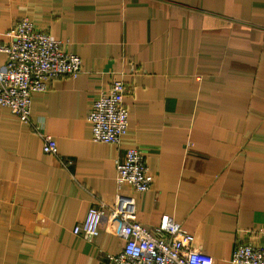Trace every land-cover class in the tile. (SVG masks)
Instances as JSON below:
<instances>
[{"label":"crops","instance_id":"1","mask_svg":"<svg viewBox=\"0 0 264 264\" xmlns=\"http://www.w3.org/2000/svg\"><path fill=\"white\" fill-rule=\"evenodd\" d=\"M24 17L81 67L31 95L67 168L0 106V264H108L121 253L108 210L132 195L116 184L127 148L154 176L134 196L143 227L172 218L213 264H231L240 241L264 247V0H0V43ZM114 80L128 113L119 145L92 141L87 121ZM96 199L107 209L89 241L73 228Z\"/></svg>","mask_w":264,"mask_h":264},{"label":"built area","instance_id":"2","mask_svg":"<svg viewBox=\"0 0 264 264\" xmlns=\"http://www.w3.org/2000/svg\"><path fill=\"white\" fill-rule=\"evenodd\" d=\"M0 43V106L8 108L20 122L27 124L38 136L45 154L53 155L63 168L71 161L60 158L56 141L45 133L42 122L31 116V95L46 91L48 84L60 76L76 77L81 59L66 50L64 42L44 33L26 17L5 34ZM125 85L111 82L108 92H100L87 113L94 142L119 145L127 129V109L124 105ZM116 184L129 187L131 196H117L110 208L109 220L118 221V235L124 239L123 251L107 255L108 264H213L194 244V237L163 216L158 226L147 229L136 221L134 196L150 189L154 176L138 148H127L123 160H116ZM105 203L96 199L84 221L73 233L91 241L99 232ZM264 233V232H263ZM231 264H264V247L250 240L240 241L230 257Z\"/></svg>","mask_w":264,"mask_h":264}]
</instances>
